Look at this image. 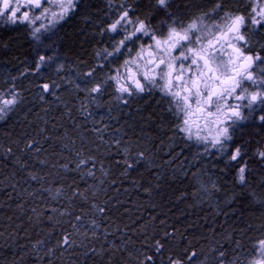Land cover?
<instances>
[{"label":"trees","instance_id":"16d2710c","mask_svg":"<svg viewBox=\"0 0 264 264\" xmlns=\"http://www.w3.org/2000/svg\"><path fill=\"white\" fill-rule=\"evenodd\" d=\"M120 2L132 9L133 17L147 14L149 0H114L111 7L107 0H81L76 12L51 33L47 44L40 49L23 30L0 29V91L7 92L14 84L22 93L21 104L0 123V264H49L43 252L39 257L31 254V244L45 238L51 225L46 218L38 225L29 218L33 217L34 207H67L66 199L57 202L50 199V193L41 191L42 187L55 189L62 184H72L82 191L89 189V201L77 199L71 211L73 215L84 216L85 223L95 219L101 231L99 239L76 233V243L71 248L57 249L51 264H107L109 260L112 264H127L129 257L123 243L129 241V248L140 247L144 225L149 235L160 237L165 230L174 234L165 249L164 264L170 251L183 252L185 248L197 253V264H215L213 249L221 247L229 253V260L239 257L243 262L252 244L264 237V185L261 184L264 168L252 156L256 147L264 145V129L250 121L237 133L240 142H248L246 159L251 171L245 189L235 182L234 170L221 171L222 159L198 155L181 135H173L175 118L167 112V100L160 93L153 91L130 97L125 105L115 99L112 88L96 103H89L85 93L76 90L77 84L84 86L82 73L97 63L95 52L111 46L108 36H101L99 31L111 21L113 9ZM213 2L184 0L179 17L187 23L192 16L209 9ZM226 2L240 10L245 7L243 0ZM173 3L178 4L179 0ZM171 11L175 12L176 8ZM166 19L161 10H154L148 16L154 28L164 29L166 25L162 21ZM44 51H50L46 58L57 59L56 70L62 66V73L55 78L52 77L55 70H49L47 75H21L25 70L34 71ZM52 80L60 85L61 100L46 95L41 101L37 84ZM82 101L88 104L87 111L91 113L87 118L77 111ZM69 110L71 116L65 115ZM105 125L103 135L107 144L93 132V128ZM33 139L39 142L36 145L41 148L39 153L25 149V144ZM117 139L119 146L114 144ZM71 140L75 141L74 145ZM124 147L130 149L132 158L138 151H143L146 157L129 170L127 177L121 175L123 165L116 163L123 159ZM78 149L86 156L96 157L97 164L93 167L96 179L52 167L58 161L71 160L69 167L74 169V153ZM41 159L47 160V164H40ZM17 160L26 167L21 168ZM101 161L108 171L107 177L99 171ZM29 172L44 176L45 180H30ZM213 183L219 190L213 188ZM201 184L207 192L200 189ZM91 189L96 191L95 197L91 196ZM29 192L35 195L30 196ZM92 203L106 211L95 212ZM21 204L23 209L18 207ZM63 219L65 222L47 236L45 247L55 245L61 232L73 231L67 223L72 216ZM235 241L240 242L241 248H237ZM101 245L103 259L90 251L93 247L99 251Z\"/></svg>","mask_w":264,"mask_h":264},{"label":"snow or ice","instance_id":"6c2138e0","mask_svg":"<svg viewBox=\"0 0 264 264\" xmlns=\"http://www.w3.org/2000/svg\"><path fill=\"white\" fill-rule=\"evenodd\" d=\"M107 2L111 7L114 0ZM243 3L245 7L240 10L229 5L226 0H214L209 9L202 10L185 23L179 17L180 5L184 4V0H179L178 4H174L173 0H149L147 14L143 17H133L132 9L120 2L113 9L115 14L111 21L99 31L101 36H108L111 46L95 52L97 63L82 73L84 86L77 84L76 90L84 92L89 103H96L108 88H112L116 93L115 99L125 105L129 104L130 97L153 91L160 93L167 100V112L175 118L171 128L173 135H181L186 142L202 146L203 152L198 155L217 154V159H222L224 165L221 171L234 170L235 182L247 189L251 171L246 159L248 142H240L237 133L250 121L264 129V0H243ZM79 4L80 0H0V26H23L29 30L33 40H39L42 29L44 32L51 31L76 12ZM173 8H176L175 12L171 11ZM154 10H161L166 16L167 19L162 21L166 25L164 29L159 26L154 28L149 23L148 16ZM45 19L49 21L47 24L35 26L37 21ZM144 37L148 40L145 41ZM2 47L6 48L7 45ZM116 57L124 59L121 62L114 59ZM49 59L39 56L34 71L29 73L25 70L21 75H38ZM61 70L62 66L57 68V71ZM37 87L41 101L46 95L61 100L58 95L60 85L55 80L40 82ZM21 102L22 93L16 90L14 84L7 92L0 91V120L13 112ZM87 108L88 104L82 101L77 111L87 118L91 115ZM65 115L71 116V111ZM106 128L107 125L93 128L97 138L105 144L108 143L103 135ZM38 143L34 139L29 140L25 149L39 153L41 148L36 146ZM71 143L74 145L75 141L71 140ZM114 144L119 146L120 140H115ZM64 146L67 147V144ZM11 151L9 148L8 152ZM122 153L123 159L116 163L123 165L121 175L125 177L130 169L146 159L143 151H138L134 158L127 147L122 149ZM74 154V169L69 167L73 163L71 160L67 163L58 161L52 167L58 166L65 173L77 171L81 177L96 179L93 171L97 164L96 157L86 156L82 149L76 150ZM252 156L264 168V145L256 147ZM16 162L21 168L26 167L19 160ZM39 163L45 165L47 160L41 159ZM99 163V171L107 177L108 171L103 162ZM90 164L92 167H89ZM28 178L33 181L45 180L44 176L35 172H29ZM194 178L198 179V176ZM261 184L264 185V180ZM213 188L219 190L214 183ZM200 189L208 191L203 184ZM41 191L50 193V199L57 202L61 198L66 199L67 207L45 205L44 209L32 208L33 217L29 219L38 225L46 218L51 228L45 238H38L31 244V254L39 257L43 252L51 264L57 249L71 248L76 243V233L85 238L99 239L101 228L97 221L92 219L85 223L84 216L73 215L71 211L77 199L86 203L89 201V189L82 191L72 184H62L55 189L42 187ZM28 194L35 195L32 192ZM91 196H96L94 189H91ZM18 207L23 209L22 204ZM91 208L99 214L106 211L96 203H92ZM45 212L51 214L45 217ZM68 216H72V220L67 223L73 231L61 232L55 245L45 247L47 236H51L57 225L64 223L63 218ZM103 231L107 236V229ZM142 234L140 247L129 248V241L123 243L122 248L127 250L129 257L127 264H158V261L164 264V252L174 234L165 230L160 237L149 235L147 225L143 226ZM235 243L238 249L241 248L239 241ZM90 251L103 259V245L99 251L95 247ZM213 251L216 253L215 264H264V237L252 244L243 262L239 257L229 260V253L222 247ZM196 257L197 253L188 248L183 252L172 250L167 256V264H197ZM107 264H112V261L109 260Z\"/></svg>","mask_w":264,"mask_h":264},{"label":"rangeland","instance_id":"374dc122","mask_svg":"<svg viewBox=\"0 0 264 264\" xmlns=\"http://www.w3.org/2000/svg\"><path fill=\"white\" fill-rule=\"evenodd\" d=\"M67 20V19H66ZM65 20V21H66ZM65 21H62L61 23H59V24H57L51 31H50V36H48L49 34H46L44 31H43V29H42V31H41V35H40V39L39 40H33L32 38H31V36H30V38L32 39V41H33V43H34V45L36 46V48H41V47H43L44 45H45V43L47 42V40L51 37V33L59 26V25H61L63 22H65ZM49 21L48 20H41V21H37L36 22V25L35 26H39L40 24H47ZM144 40H146V39H148L147 37H144L143 38ZM47 44V43H46ZM131 47H133V48H135L136 46L135 45H130ZM39 48V49H40ZM53 55L55 56V53H53ZM39 56H46V54H44V53H42L41 52V54L39 55ZM117 58H120V57H117ZM123 59H124V57L123 58H120V61L122 62L123 61ZM56 61H57V59L56 58H51V59H49V60H47V63L46 64H44V66L42 67V69H41V71H40V73L38 74V75H40L41 73L43 74V75H47L48 74V71L50 70H55L56 72H55V74L54 75H52V77H57L58 76V74H59V72L60 73H62V70L61 71H57L56 70V67L58 66V65H56L55 63H56ZM58 68H60V67H58ZM58 72V73H57ZM57 73V74H56ZM41 78V77H40ZM52 79V78H51ZM12 113V112H11ZM11 113H9L8 114V116H10L11 115ZM7 116V117H8ZM6 118V117H5ZM5 118L3 119V120H0V123L1 122H3L4 120H5ZM191 146H192V148H194V150L197 152V153H202L203 152V148H202V146H200V145H197V144H195V143H193V142H188ZM207 155V159H209L210 157H212V156H216L217 157V154H215V153H212V154H206Z\"/></svg>","mask_w":264,"mask_h":264},{"label":"flooded vegetation","instance_id":"af4514ba","mask_svg":"<svg viewBox=\"0 0 264 264\" xmlns=\"http://www.w3.org/2000/svg\"><path fill=\"white\" fill-rule=\"evenodd\" d=\"M81 1V0H80ZM69 18V17H68ZM67 18V19H68ZM46 20V19H45ZM4 28H9V29H11V30H16V29H21V30H23L27 35H29L30 36V34H29V30L28 29H26V28H24L23 26H20V27H17V28H13V27H11V26H0V29H4ZM46 34H49L50 33V31L49 32H45ZM48 36H50V34L48 35ZM148 39H146L145 41H147ZM50 53V51H44V54H46L47 56L48 55H50L49 54ZM120 58H123V57H120Z\"/></svg>","mask_w":264,"mask_h":264},{"label":"bare ground","instance_id":"6f19581e","mask_svg":"<svg viewBox=\"0 0 264 264\" xmlns=\"http://www.w3.org/2000/svg\"><path fill=\"white\" fill-rule=\"evenodd\" d=\"M54 32V31H53ZM51 38V37H50ZM54 42V41H53Z\"/></svg>","mask_w":264,"mask_h":264}]
</instances>
